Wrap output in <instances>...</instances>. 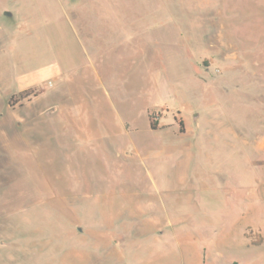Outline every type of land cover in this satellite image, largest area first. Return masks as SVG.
I'll return each mask as SVG.
<instances>
[{"label": "rangeland", "instance_id": "obj_1", "mask_svg": "<svg viewBox=\"0 0 264 264\" xmlns=\"http://www.w3.org/2000/svg\"><path fill=\"white\" fill-rule=\"evenodd\" d=\"M0 264H264V0H0Z\"/></svg>", "mask_w": 264, "mask_h": 264}, {"label": "trees", "instance_id": "obj_2", "mask_svg": "<svg viewBox=\"0 0 264 264\" xmlns=\"http://www.w3.org/2000/svg\"><path fill=\"white\" fill-rule=\"evenodd\" d=\"M150 126H151V128L153 129V125H152V124H150Z\"/></svg>", "mask_w": 264, "mask_h": 264}, {"label": "bare ground", "instance_id": "obj_3", "mask_svg": "<svg viewBox=\"0 0 264 264\" xmlns=\"http://www.w3.org/2000/svg\"><path fill=\"white\" fill-rule=\"evenodd\" d=\"M48 247V246H47ZM41 252V251H40ZM57 255V254H56Z\"/></svg>", "mask_w": 264, "mask_h": 264}]
</instances>
